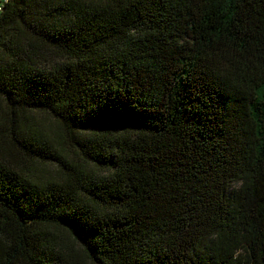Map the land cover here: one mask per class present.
<instances>
[{"label":"trees","instance_id":"trees-1","mask_svg":"<svg viewBox=\"0 0 264 264\" xmlns=\"http://www.w3.org/2000/svg\"><path fill=\"white\" fill-rule=\"evenodd\" d=\"M0 264H264V0H0Z\"/></svg>","mask_w":264,"mask_h":264}]
</instances>
